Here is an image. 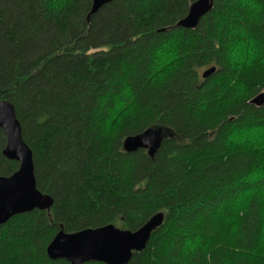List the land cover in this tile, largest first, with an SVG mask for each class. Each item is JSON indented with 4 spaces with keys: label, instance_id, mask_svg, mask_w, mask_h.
<instances>
[{
    "label": "trees",
    "instance_id": "obj_1",
    "mask_svg": "<svg viewBox=\"0 0 264 264\" xmlns=\"http://www.w3.org/2000/svg\"><path fill=\"white\" fill-rule=\"evenodd\" d=\"M196 1L113 0L92 15L93 0H0V99L53 199L0 226V264H69L46 255L61 228L135 232L158 213L128 264H264V147L232 139L264 126L250 104L264 93V0H217L196 29L176 27ZM154 127L171 132L154 158L125 152ZM5 145L0 129L9 177Z\"/></svg>",
    "mask_w": 264,
    "mask_h": 264
},
{
    "label": "water",
    "instance_id": "obj_2",
    "mask_svg": "<svg viewBox=\"0 0 264 264\" xmlns=\"http://www.w3.org/2000/svg\"><path fill=\"white\" fill-rule=\"evenodd\" d=\"M113 0H93L91 14L97 13ZM217 0H198L190 6L188 14L176 27L196 29L202 19L214 7ZM214 73V68L206 71L204 78ZM251 105H264V93L259 94ZM0 128L6 134V147L3 155L20 163L19 169L9 177L0 176V225L11 217L39 210H49L53 200L43 195L36 187L33 153L22 138L21 125L16 117L14 106L0 100ZM169 131L158 127L127 137L123 148L127 153L147 150L151 158L157 154ZM164 221L158 213L151 217L135 232L123 231L113 225L97 229H86L76 233H65L62 229L47 247V256L52 261L66 260L70 264L100 262L104 264H128L132 256L145 249L153 232Z\"/></svg>",
    "mask_w": 264,
    "mask_h": 264
},
{
    "label": "rangeland",
    "instance_id": "obj_3",
    "mask_svg": "<svg viewBox=\"0 0 264 264\" xmlns=\"http://www.w3.org/2000/svg\"><path fill=\"white\" fill-rule=\"evenodd\" d=\"M237 60L239 58H241V54L240 53H237ZM154 128H158V127H154ZM162 128V127H161ZM165 129V128H164ZM167 130V129H166ZM255 130H264V126L263 127H259V128H251V129H248V130H242L241 132H237L235 134H233L232 136V139L233 137H236L235 139H233L235 142H240V144H243V143H249V144H255V145H258L260 147H264V144H262L259 140H256L254 139L253 137H251L250 135H246V134H249V133H252L253 131ZM169 131V130H168ZM169 136L171 135V132L169 131ZM168 136V137H169ZM249 192H247V194L243 195V197H241V199L239 200V203H241V205L245 204L246 201L248 200L249 198ZM260 195H262L264 197V189L259 193ZM264 201V199H263ZM119 228V227H118ZM122 228V227H121ZM261 243H262V246L264 248V224H263V229H262V233H261ZM261 249V247H260Z\"/></svg>",
    "mask_w": 264,
    "mask_h": 264
},
{
    "label": "clouds",
    "instance_id": "obj_4",
    "mask_svg": "<svg viewBox=\"0 0 264 264\" xmlns=\"http://www.w3.org/2000/svg\"><path fill=\"white\" fill-rule=\"evenodd\" d=\"M57 4H59V0H57ZM250 135L256 140H259L260 142L264 141V130H255L252 133L246 134ZM236 137H233L235 139Z\"/></svg>",
    "mask_w": 264,
    "mask_h": 264
},
{
    "label": "bare ground",
    "instance_id": "obj_5",
    "mask_svg": "<svg viewBox=\"0 0 264 264\" xmlns=\"http://www.w3.org/2000/svg\"><path fill=\"white\" fill-rule=\"evenodd\" d=\"M197 1H198V0H197ZM194 3H195V2H194ZM189 9H190V8H189ZM188 11H189V10H188ZM187 14H188V13H187ZM185 17H186V16H185ZM181 20H182V19H181ZM178 22H179V21H178ZM212 69H213V68H212ZM214 72H215V68H214ZM203 75H204V74H203ZM203 78H204V77H203ZM256 97H257V96H256ZM0 100H1V99H0ZM2 101H5V100H2ZM7 102H8V101H7ZM0 129H1V128H0ZM1 130H2V129H1ZM2 131H3V130H2ZM3 132H4V131H3ZM4 134H5V132H4ZM5 137H6V134H5ZM22 138H23V137H22ZM5 147H6V145H5ZM4 149H5V148H4ZM4 157H5V156H4ZM5 158H6V157H5ZM6 159H7V158H6ZM11 161H12V160H11ZM15 162H17V161H15ZM17 163H18V166H19L20 163H19V162H17ZM33 163H34V162H33ZM18 169H19V167H18ZM34 174H35V169H34ZM35 179H36V177H35ZM36 185H37V184H36ZM43 195H45V194H43ZM47 196H48V195H47ZM49 197H50V196H49ZM50 198H51V197H50ZM51 199H52V198H51ZM52 200H53V199H52ZM35 210H37V209H35ZM38 210H39V209H38ZM49 210H50V209H49ZM29 213H30V212H29ZM11 218H12V217H11ZM11 218H10V219H11ZM8 221H9V220H8ZM8 221H7V222H8ZM7 222H6V223H7ZM6 223H5V224H6ZM2 225H4V224H2ZM2 225H0V226H2ZM113 226H114V225H113ZM160 227H161V226H160ZM116 228H117V227H116ZM61 229H62V228H61ZM117 229H119V228H117ZM62 230H63V229H62ZM120 230H121V229H120ZM138 230H139V229H138ZM63 231H64V230H63ZM123 231H124V230H123ZM155 231H156V230H155ZM58 233H59V232H58ZM58 233H57V234H58ZM57 234H56V235H57ZM56 235H55V236H56ZM53 239H54V238H53ZM150 239H151V238H150ZM149 241H150V240H149ZM149 241H148V242H149ZM51 242H52V241H51ZM48 246H49V245H48ZM145 248H146V247H145ZM46 250H47V248H46ZM142 251H144V250H142ZM142 251H140V252H142ZM138 253H139V252H138ZM134 254H135V252H134ZM46 255H47V252H46ZM47 257H48V256H47ZM132 257H133V256H132ZM65 261H66V260H65ZM66 262H67V261H66ZM98 263H100V262H98ZM69 264H70V263H69ZM102 264H104V263H102Z\"/></svg>",
    "mask_w": 264,
    "mask_h": 264
},
{
    "label": "snow or ice",
    "instance_id": "obj_6",
    "mask_svg": "<svg viewBox=\"0 0 264 264\" xmlns=\"http://www.w3.org/2000/svg\"><path fill=\"white\" fill-rule=\"evenodd\" d=\"M261 143H262V144H264V141H262ZM261 178H262V179H264V175H262V177H261Z\"/></svg>",
    "mask_w": 264,
    "mask_h": 264
}]
</instances>
